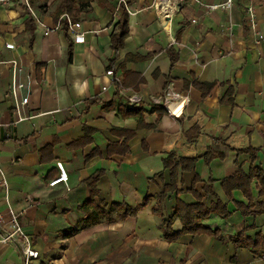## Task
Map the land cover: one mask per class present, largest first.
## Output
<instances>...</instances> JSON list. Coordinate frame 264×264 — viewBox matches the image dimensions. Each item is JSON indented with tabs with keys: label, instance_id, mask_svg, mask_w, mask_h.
<instances>
[{
	"label": "crops",
	"instance_id": "crops-1",
	"mask_svg": "<svg viewBox=\"0 0 264 264\" xmlns=\"http://www.w3.org/2000/svg\"><path fill=\"white\" fill-rule=\"evenodd\" d=\"M221 1L178 0L171 18L165 19L157 9L145 7L151 0H126L135 13L127 14L129 32L118 52L110 46L118 28L116 0L111 1L112 9L92 1L78 16L86 30L83 42H73L63 26L44 34L35 19L27 23L29 12L19 0L0 5V170L8 181V198L0 183V212L5 219L10 215L8 205L16 212L39 251L33 264H264V256L243 246L234 248L228 239L238 230L252 237L256 232L264 234V213L244 215L235 204L248 202L243 191L234 188L228 197L221 186V178L233 173L238 162L245 172L251 165L249 152L236 148H258L254 163L264 168V37L258 39L259 32L264 35V0H236L229 9L207 6ZM248 2L254 5L258 32L247 22ZM53 8L48 4L35 10L53 24ZM10 42L13 46L6 47ZM169 49L176 56L172 66ZM128 53L136 57L125 58ZM11 58L18 66L15 78L32 80L25 104H20L24 90L16 96L10 92L12 67L7 61ZM110 59L115 73L108 68ZM123 69L139 72L145 80L136 89L122 87ZM194 78L213 82L210 92L203 95L191 83ZM231 85L232 104L222 101ZM167 87L180 95L171 98L172 103L178 100L171 107L186 96L181 109L199 117L215 142L204 148L189 145L173 150L177 156L198 158L190 170L179 169V190L168 191L164 211L172 213L178 199H196L190 188L198 175L201 179L194 189L202 203L210 205L221 198L230 214L195 217V226L218 224L224 239L186 232L168 240L160 216L152 211L154 198L135 215L97 224L86 223V212L79 209L90 195L87 177L96 171H101L98 193L109 203L136 204L170 182L162 158L170 152L178 119L166 109L159 116L152 110L144 113L143 119L155 125L136 129L128 153L107 152L108 143L120 137L111 127L137 126L136 116L122 114L120 107L141 103L152 109ZM131 95L138 99L128 102ZM84 124L94 128L92 141L70 147L72 140L82 136ZM46 144L51 148L44 150L42 159L40 149ZM93 147L100 154L85 160ZM208 147L224 155L206 161L203 155ZM58 160L66 168L67 181L51 185L58 175ZM210 177L215 179L214 194L202 189ZM256 182L254 178L251 189L258 196ZM174 221L175 229L181 226L177 217ZM8 228L2 223L0 235ZM21 262L19 241H1L0 264Z\"/></svg>",
	"mask_w": 264,
	"mask_h": 264
},
{
	"label": "trees",
	"instance_id": "trees-1",
	"mask_svg": "<svg viewBox=\"0 0 264 264\" xmlns=\"http://www.w3.org/2000/svg\"><path fill=\"white\" fill-rule=\"evenodd\" d=\"M98 3L99 5L106 7L108 9H112V0H54V8L52 11V19L56 21L57 17L66 12L70 13L74 18H78L79 15L83 14V12L87 11V6L90 5V2ZM31 3H34V0H31ZM29 12V11H28ZM116 17L117 20V30L112 33L110 39V46L116 52H118L123 47L124 39L128 34V17L127 11L125 10L123 5L119 6ZM27 23L33 22V18L31 14L28 13L26 17ZM66 25L63 20V30H65ZM128 57H136L133 54H127L125 58ZM174 51L169 49V59L170 65L175 61ZM108 68L115 73L116 68L114 66V61L112 59L109 60ZM123 79L120 82V86L133 88H138V85L145 80L144 75H141L139 72L133 70H122ZM114 80L118 83V80L114 78ZM188 82V81H187ZM186 82V83H187ZM191 83L198 88L203 95L210 92L214 83L211 81H199L196 78L192 79ZM229 88L226 91V97L222 98V101L231 103L233 101V90L234 87L228 86ZM108 107L110 103L106 104ZM122 110V114L124 115H134L137 119L136 128L126 129L124 127H111L110 131L114 132V134H118L120 137L116 141H111L107 145V152L109 155L113 154H126L129 152V140L131 137L135 135L136 129L138 128H151L154 127V123H148L143 119L144 113L152 110L157 113L159 116L162 112L165 111L164 104L158 102L152 106V109H147L143 104L137 103L132 106L124 105L120 107ZM94 132V128L88 124L83 125V134L79 138L72 140L68 145L70 147H78L83 146L87 142H91L93 139L92 133ZM143 148L147 146L146 141L142 143ZM51 144H46L42 146L40 149L41 157L43 159V155L45 153L44 150L50 149ZM237 152H249L250 160H252L251 165L247 172L242 169V165L238 162L237 168L233 173L226 175L221 178V186L225 191L228 197H232V191L234 188L241 189L244 195L247 197L248 202L244 203L242 201H235V204L238 209L245 214H257L264 213V168H262L259 164L254 163V159L256 158V153L258 148L253 146H248L245 148H236ZM100 154V150L96 147H93L87 155H85V160ZM223 151H218V153H214L211 147H208L204 152V159L208 161L213 158V156H223ZM198 158L197 155L194 156H177L174 151L168 152L163 156L162 162L164 163V167L169 168L171 180L168 183H164L161 191L157 194H149L136 204H128L125 201H117V202H107L104 198L100 197L97 188L98 177L101 174V171H96L87 177L86 183L89 185V196L86 200H84L81 204H79V209H82L86 212V223L97 224L99 222H109L114 221L119 218H125L127 216L135 215L140 208L146 205L151 199H155L152 203V211L160 216L162 221V234L168 240H175L182 233H208L212 234L219 239H224L225 235L223 234V228L218 224L213 223H203L201 225L195 226L194 218H206L210 215L214 214L221 217H226L230 214V210L226 202H224L221 198H217L212 201L210 205H206L202 203L201 194L194 189V184L196 181L201 178L198 175H195L190 191L194 192L196 195V199L191 202H186L184 200L178 199L175 205V208L172 213L166 214L164 211V199L170 190H179L177 188V180H178V171L181 170H190L194 164L195 160ZM161 174V173H160ZM160 176V175H159ZM256 178L257 188L259 189L258 196L253 194L251 189V183L253 179ZM215 179L210 177L205 180V183L202 187L204 191L211 192L214 194L213 190V181ZM176 217L180 220L181 226L175 229L173 227L174 220ZM64 232H70L64 231ZM229 241L232 243L234 248L236 247H246L249 248L257 256H264V234L261 232H256L255 237L248 236L244 231L238 230L235 233H232L228 237Z\"/></svg>",
	"mask_w": 264,
	"mask_h": 264
},
{
	"label": "built area",
	"instance_id": "built-area-1",
	"mask_svg": "<svg viewBox=\"0 0 264 264\" xmlns=\"http://www.w3.org/2000/svg\"><path fill=\"white\" fill-rule=\"evenodd\" d=\"M12 0H0V5L9 4V2ZM23 5L26 6L27 10L35 19L37 25L43 27V33L47 34L49 31H54L60 28V26H63V20L65 21V31L66 33L71 37L73 42H83L86 38V30L82 27V21L79 18H74L70 13H62L60 14L56 19V21L53 24H48L43 19H41L40 16H38L34 5H32L31 0H19ZM198 1V0H197ZM236 0H222L220 3L214 2V4H207L209 8L214 9V7H217L218 5H222L224 8L229 9L232 4ZM117 5L114 8V13L118 11L120 4L124 6L125 10L127 11V14L135 13L126 0H116ZM178 5V0H151L150 3L146 4L145 7L147 8H154L157 9L158 15L160 17H163L165 19L171 18V14L175 12ZM245 13L247 22L249 24V27L252 28V30L258 32V28H256V13L254 11V5L251 2H248L245 6ZM195 20V19H193ZM91 32H97L96 29L89 30ZM264 35L259 32L258 33V39L263 38ZM5 46L10 48L13 46V43H5ZM12 67V83L10 87V92L13 93L15 96L17 94V91L24 90L26 93L20 100V104H25L28 96L29 91L31 89L32 80L30 78H26V80H18L15 78V71L17 69L16 60L14 58H11V60H8ZM103 89L106 86H102ZM174 96H180L179 92L175 91L174 89H171L170 87L165 88L164 90V96L162 97L161 103L164 104V107L166 111L173 116L176 111L181 109L183 106V102L187 99L186 96L179 97V105L176 107H171L173 103L178 104V100L176 102H171V98ZM137 95H131L128 98L129 101L137 100ZM18 107V105H16ZM16 107V108H17ZM18 112V108H17ZM22 116H19V119H21ZM59 171L58 175L54 178H52L49 182V184L54 185L55 183H58V181H67V171L63 163L58 160L56 163ZM0 183L4 185V190L6 198L7 196V190H8V181L6 180V175L3 170H0ZM32 200L31 197H29L28 201ZM8 211L10 212L9 217L5 219L4 214L0 212V225L2 223H6L8 225V229L1 233L0 235V242H10V241H19L20 246V254H22V262L21 264H33V261L39 256L38 249L35 248L33 245L31 237L27 234V232L24 231L23 225L19 222L16 212L12 210V208L8 205Z\"/></svg>",
	"mask_w": 264,
	"mask_h": 264
},
{
	"label": "water",
	"instance_id": "water-1",
	"mask_svg": "<svg viewBox=\"0 0 264 264\" xmlns=\"http://www.w3.org/2000/svg\"><path fill=\"white\" fill-rule=\"evenodd\" d=\"M174 116L178 119V124L172 131L174 140L169 151L189 145L204 148L214 144V136L204 129L202 120L195 114H186L183 109H179Z\"/></svg>",
	"mask_w": 264,
	"mask_h": 264
},
{
	"label": "rangeland",
	"instance_id": "rangeland-1",
	"mask_svg": "<svg viewBox=\"0 0 264 264\" xmlns=\"http://www.w3.org/2000/svg\"><path fill=\"white\" fill-rule=\"evenodd\" d=\"M54 0H34V3L32 5H34V8H46L48 7V4L53 5ZM55 5V4H54Z\"/></svg>",
	"mask_w": 264,
	"mask_h": 264
}]
</instances>
